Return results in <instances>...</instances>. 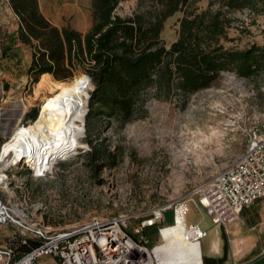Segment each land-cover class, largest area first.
<instances>
[{"label": "rangeland", "instance_id": "rangeland-1", "mask_svg": "<svg viewBox=\"0 0 264 264\" xmlns=\"http://www.w3.org/2000/svg\"><path fill=\"white\" fill-rule=\"evenodd\" d=\"M38 1L40 10L53 24L70 25L84 33L92 25L93 0ZM193 1L191 9L197 11L208 8L210 3ZM137 6L138 0H123L117 13L129 15ZM0 12L8 16L9 23L19 21L2 0ZM185 13L179 11L166 21L162 39L167 46L178 38ZM232 15L238 20L229 29L232 40L225 42L226 47H264V11L244 9ZM11 27L9 24L7 33ZM20 44V54L10 50L7 60L0 51V156L5 145V149H10L7 157L0 159V167L12 163L7 171L14 182L13 188L0 189V198L29 208L32 218L54 230L94 216L146 215L154 207L177 202L232 165L255 129L264 131V70L252 78L225 72L217 84L193 94L185 105L179 96L162 99L155 96V89H150L145 111L135 121L123 127L116 121H101L102 137L112 149L119 146L123 151L114 168L100 170L89 164L85 154L90 143L85 125V136L81 138L84 145L77 153L54 160L52 171L38 174L27 160L32 162L20 156L24 146L16 138L21 150L12 137L23 125L34 121L27 116L31 111L39 112L38 117L46 111L48 118L42 120L51 121L48 104L63 85L55 83L52 76L33 82L28 75L33 49ZM82 73L84 67L78 66L73 78ZM92 88L86 84L87 91ZM86 107L87 114L89 102ZM14 151L20 158L14 157ZM193 214L194 220H200L202 228L209 230L204 239L209 249L214 234L210 217L196 208ZM167 220L171 222V211ZM136 224L137 220H133L131 226ZM16 232H20L16 224H0V245H7ZM163 249L162 259L184 260V251L178 246L167 253Z\"/></svg>", "mask_w": 264, "mask_h": 264}, {"label": "trees", "instance_id": "trees-1", "mask_svg": "<svg viewBox=\"0 0 264 264\" xmlns=\"http://www.w3.org/2000/svg\"><path fill=\"white\" fill-rule=\"evenodd\" d=\"M122 2L93 0L92 25L84 33L70 25L53 24L38 0H9L20 26L15 32H0L4 57L18 42L32 47L28 75L33 82L52 76L63 85L51 99L59 98L78 66L84 67L85 73L78 76L87 79L88 89L94 87L88 91L85 125L90 150L85 155L100 170L117 166L123 151L119 146L111 148L99 123L107 119L123 127L135 121L145 111L150 89L162 99L179 96L185 105L193 94L217 84L225 72L252 78L264 70L263 46L238 49L225 45L232 40L229 29L238 20L233 12L264 11V0H210L201 11L191 9L193 0H138L137 9L125 16L117 13ZM179 11L186 12L179 36L167 46L162 39L165 23ZM37 113L31 111L27 116L35 120ZM41 116L48 118L46 111ZM32 124L21 128L28 131ZM39 244L21 232L7 243L15 249V258Z\"/></svg>", "mask_w": 264, "mask_h": 264}, {"label": "built area", "instance_id": "built-area-1", "mask_svg": "<svg viewBox=\"0 0 264 264\" xmlns=\"http://www.w3.org/2000/svg\"><path fill=\"white\" fill-rule=\"evenodd\" d=\"M10 166L12 163L0 167V189L14 186L7 171ZM188 196L197 198L214 225L225 228L239 220L243 209L264 199V131L255 129L232 165L178 201ZM175 203L154 207L146 215L94 216L54 230L32 218L29 208L0 198V224L14 223L25 237L40 241L18 258L13 247L0 245V264H38L44 255L57 257L60 264H169L155 254L163 241H154L148 229L156 226ZM133 220L137 224L132 227Z\"/></svg>", "mask_w": 264, "mask_h": 264}, {"label": "crops", "instance_id": "crops-1", "mask_svg": "<svg viewBox=\"0 0 264 264\" xmlns=\"http://www.w3.org/2000/svg\"><path fill=\"white\" fill-rule=\"evenodd\" d=\"M7 2L13 12L9 0ZM13 14H15L13 12ZM12 17V16H11ZM7 15L0 12V32L9 28L8 32H15L20 22L9 23ZM78 30V29H77ZM3 33V34H4ZM1 44L3 39L0 38ZM20 42L13 48V54H20ZM2 51V46L0 47ZM17 59V56H15ZM7 60V56L5 57ZM4 59V60H5ZM31 62V59H30ZM30 65V64H29ZM264 199L256 201L252 206L240 212L239 220L226 228L214 225L211 238V247L206 249L204 242L209 230L202 228L201 222L194 220V208L207 215L199 205L197 198L188 196L176 202L164 212V217L154 227L148 229L149 235L154 241L162 240L163 244L155 250V254L162 261L169 264H264ZM171 211V222H167V213ZM208 216V215H207ZM204 219V218H203ZM211 220V219H210ZM178 246L184 251V260L162 259L161 255ZM169 247V248H168ZM209 250V251H208ZM38 264H60L57 257L44 255L38 260Z\"/></svg>", "mask_w": 264, "mask_h": 264}, {"label": "bare ground", "instance_id": "bare-ground-1", "mask_svg": "<svg viewBox=\"0 0 264 264\" xmlns=\"http://www.w3.org/2000/svg\"><path fill=\"white\" fill-rule=\"evenodd\" d=\"M86 80L82 76H76L65 86L58 99L50 100L48 108L51 121L49 123L42 120L41 113L33 121L32 131H17L12 137V142L15 141L17 147L21 150L23 148L17 143L16 138L24 146L20 156L24 159L28 158L32 163L26 159L27 162L38 174L52 171L54 160L76 154L77 149L84 145L81 138L85 136L86 106L90 96L86 90ZM24 106L27 108L25 104ZM5 147L6 145L0 156L2 160L10 151ZM15 152L14 157L20 158Z\"/></svg>", "mask_w": 264, "mask_h": 264}, {"label": "water", "instance_id": "water-1", "mask_svg": "<svg viewBox=\"0 0 264 264\" xmlns=\"http://www.w3.org/2000/svg\"><path fill=\"white\" fill-rule=\"evenodd\" d=\"M89 78H90V76H89ZM57 80V79H56ZM90 80H91V78H90ZM94 88V87H93ZM93 88H92V90H93ZM89 99H90V96H89ZM39 113V112H38ZM37 116H38V114H37Z\"/></svg>", "mask_w": 264, "mask_h": 264}]
</instances>
